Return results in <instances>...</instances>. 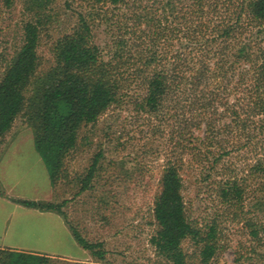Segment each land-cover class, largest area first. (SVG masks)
I'll list each match as a JSON object with an SVG mask.
<instances>
[{"label": "trees", "instance_id": "16d2710c", "mask_svg": "<svg viewBox=\"0 0 264 264\" xmlns=\"http://www.w3.org/2000/svg\"><path fill=\"white\" fill-rule=\"evenodd\" d=\"M3 1L6 6L13 3ZM82 1L99 5L104 17L111 6L118 10L124 32L116 38L114 51L106 58L105 49L94 40V15L81 13L71 32L55 42L54 66L37 75L42 26L49 15L44 0H27L22 44L0 71V146L18 117L25 116L53 183L65 179L64 158L76 147L82 126L95 123L123 98L127 80L121 70L126 66L144 89L139 103L151 115L164 110L167 98L176 93L193 107L225 105L230 120L225 131H232V144H218L220 156L254 135L264 137V0ZM207 130L213 136L221 132L213 122H208ZM183 139L179 144L183 151L200 141L186 127ZM204 139L205 146L213 143L211 136ZM101 155L82 179L81 191L90 188ZM182 164L179 156L166 161L153 208L157 228L151 244L166 264H192L193 256L183 247L191 240L199 249V264H210L221 248L218 228L215 223L202 225L188 213ZM252 167L264 184V157ZM244 191L237 177L230 178L221 187L220 197L240 203ZM24 203L56 210L67 219L62 203ZM70 225L83 248L105 258L103 243L88 240ZM249 227L258 238L260 226ZM48 258L0 250V264H45Z\"/></svg>", "mask_w": 264, "mask_h": 264}, {"label": "rangeland", "instance_id": "374dc122", "mask_svg": "<svg viewBox=\"0 0 264 264\" xmlns=\"http://www.w3.org/2000/svg\"><path fill=\"white\" fill-rule=\"evenodd\" d=\"M26 1L13 0L11 6H6L0 0V71L22 44ZM44 2L49 16L42 26L37 75L54 66L55 42L71 32L81 13L94 15V40L105 49L106 58H110L116 38L124 32L114 6L110 7L108 17H104L99 5L86 1ZM105 6L108 8L109 4ZM129 25L133 26V20ZM146 28L143 23L142 29ZM126 67L121 70L127 85L120 103L112 105L95 123L82 126L76 147L64 158L66 178L55 184L56 202L63 204L68 221L88 240L103 243L105 258L94 257L87 250L83 258H51L46 263L166 264L151 244L157 228L153 208L161 190L166 161L179 156L183 158L181 173L188 213L200 224L215 223L218 228L221 248L210 264H264V184L252 167L264 157V137L254 135L230 154L220 156L218 144H232V131H225L230 121L225 105L193 107L176 93L167 98L164 110L151 115L139 103L144 89L133 77V69ZM208 122L219 127L220 135L213 136L207 130ZM185 127L200 141L183 151L180 145ZM20 134H34L25 116L18 117L3 144L8 148L11 140ZM206 135L213 142L208 146L201 143L206 142ZM19 145L26 151L17 157L21 164L19 171L27 172L25 176L41 177L39 167H33L36 157L28 150L32 149V143ZM99 153L102 155L90 188L81 191V181ZM235 177L245 189L240 203L220 197L221 187ZM253 223L260 226L258 238L251 235L249 224ZM183 247L193 256L192 264H199L198 247L191 240L185 241Z\"/></svg>", "mask_w": 264, "mask_h": 264}, {"label": "crops", "instance_id": "0c3cea01", "mask_svg": "<svg viewBox=\"0 0 264 264\" xmlns=\"http://www.w3.org/2000/svg\"><path fill=\"white\" fill-rule=\"evenodd\" d=\"M28 141L32 143V149L28 150L36 157L33 167L38 166V172L42 173L39 178L25 176L27 172L18 169L21 164L17 157L23 152L19 144ZM5 147V143L0 146V250L44 255L49 257L48 261L51 258H83L87 249L78 243L68 219L62 213L24 203H56L55 184L37 149L34 134L16 135L8 148Z\"/></svg>", "mask_w": 264, "mask_h": 264}]
</instances>
